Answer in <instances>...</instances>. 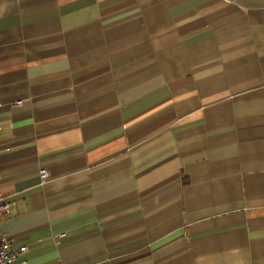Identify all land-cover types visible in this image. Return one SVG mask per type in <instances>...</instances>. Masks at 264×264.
Listing matches in <instances>:
<instances>
[{
	"label": "crops",
	"instance_id": "1",
	"mask_svg": "<svg viewBox=\"0 0 264 264\" xmlns=\"http://www.w3.org/2000/svg\"><path fill=\"white\" fill-rule=\"evenodd\" d=\"M0 103L15 264H264V0H0Z\"/></svg>",
	"mask_w": 264,
	"mask_h": 264
},
{
	"label": "built area",
	"instance_id": "2",
	"mask_svg": "<svg viewBox=\"0 0 264 264\" xmlns=\"http://www.w3.org/2000/svg\"><path fill=\"white\" fill-rule=\"evenodd\" d=\"M1 107V103H0ZM48 173L45 169L40 170V177L42 179L47 178ZM11 203L6 201L4 197L0 194V223L1 221L7 217L10 213ZM65 234H59L55 237L60 239L63 238ZM25 247H21L18 249H12L10 247V243L8 239L0 232V264H15L16 256L19 253L26 252Z\"/></svg>",
	"mask_w": 264,
	"mask_h": 264
}]
</instances>
